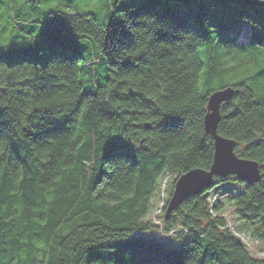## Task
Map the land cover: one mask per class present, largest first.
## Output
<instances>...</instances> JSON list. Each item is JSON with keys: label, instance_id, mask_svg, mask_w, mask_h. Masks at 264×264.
<instances>
[{"label": "trees", "instance_id": "obj_1", "mask_svg": "<svg viewBox=\"0 0 264 264\" xmlns=\"http://www.w3.org/2000/svg\"><path fill=\"white\" fill-rule=\"evenodd\" d=\"M97 1L0 0V264H264L240 238L264 242V0ZM224 86L217 132L260 168L227 197L251 225L209 187L161 220L181 247L136 235L167 173L209 169Z\"/></svg>", "mask_w": 264, "mask_h": 264}, {"label": "water", "instance_id": "obj_2", "mask_svg": "<svg viewBox=\"0 0 264 264\" xmlns=\"http://www.w3.org/2000/svg\"><path fill=\"white\" fill-rule=\"evenodd\" d=\"M130 93H133L130 90ZM235 93L232 86L213 89L207 97V112L203 123L205 130L213 136L214 155L209 169L196 167L181 173L174 182L171 195L168 199L164 218H168L188 196L200 193L211 187L214 178H225L235 175L243 182H256L260 179V168L257 161L238 156L234 147L236 142L217 132L220 120V106L229 101ZM149 127V123H145Z\"/></svg>", "mask_w": 264, "mask_h": 264}, {"label": "rangeland", "instance_id": "obj_3", "mask_svg": "<svg viewBox=\"0 0 264 264\" xmlns=\"http://www.w3.org/2000/svg\"><path fill=\"white\" fill-rule=\"evenodd\" d=\"M96 2L98 3L97 0H96ZM246 34H247V32H242V37L246 38L247 37ZM204 69H205V66H203L202 72L204 71ZM200 86H202L201 80H200ZM177 176H179V175H178V171L176 169H172L171 172L166 174V176L162 180V184L160 186L159 191L156 190V192L154 193L152 205L150 207V211L146 215V217L144 218L146 220H149V221L151 220V221L157 223L159 225V227H157V226L149 227L147 229L136 232V235L154 237V238L166 243L170 247H181L182 246L183 241L180 238H178V236L165 234V232L162 228V223H161V220L164 217V214L161 215V213H163V207L164 206L166 207L168 199L170 197V196L169 197H167V196L170 192H172L171 191V188H172L171 182L173 180L175 181ZM244 188H245L244 183H242L238 180L227 179V180L217 182L216 184L211 186L207 191L210 192L211 194H215V193L223 194L224 192H229L231 195L234 196L237 193L243 191ZM212 197H213V195L209 198L211 208H213V205L218 201V200H212ZM165 200H167V202H165ZM223 201H225L226 206H225V211H223V213H221V215L226 217L232 223V225L235 229L242 230V228L244 229L246 227V224L251 225V223L249 221H246V220L239 218V216L235 210V206H234L233 201L227 200V197H225V199ZM165 210H166V208H165ZM165 210H164V213H165ZM212 213H213V215H216V212L213 209H212ZM232 225L229 224L230 227H232ZM180 229H183V228L177 227V228H174L172 230H180ZM240 237H241L242 241H244V240L248 241V243H247L248 247L253 254H255L257 256H264V242H259V241H251L250 242L248 237H244V236H240Z\"/></svg>", "mask_w": 264, "mask_h": 264}, {"label": "bare ground", "instance_id": "obj_4", "mask_svg": "<svg viewBox=\"0 0 264 264\" xmlns=\"http://www.w3.org/2000/svg\"><path fill=\"white\" fill-rule=\"evenodd\" d=\"M174 187V186H173ZM206 190V189H205ZM210 197H211V194H210ZM215 198H217V197H215ZM209 200V199H208Z\"/></svg>", "mask_w": 264, "mask_h": 264}, {"label": "built area", "instance_id": "obj_5", "mask_svg": "<svg viewBox=\"0 0 264 264\" xmlns=\"http://www.w3.org/2000/svg\"><path fill=\"white\" fill-rule=\"evenodd\" d=\"M215 198H213L212 200H214ZM247 242V240H245Z\"/></svg>", "mask_w": 264, "mask_h": 264}]
</instances>
